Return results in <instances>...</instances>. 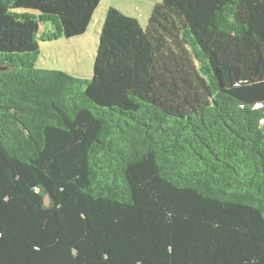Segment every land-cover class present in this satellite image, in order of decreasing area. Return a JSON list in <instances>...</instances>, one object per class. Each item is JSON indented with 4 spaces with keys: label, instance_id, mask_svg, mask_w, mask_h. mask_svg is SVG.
Returning a JSON list of instances; mask_svg holds the SVG:
<instances>
[{
    "label": "trees",
    "instance_id": "trees-1",
    "mask_svg": "<svg viewBox=\"0 0 264 264\" xmlns=\"http://www.w3.org/2000/svg\"><path fill=\"white\" fill-rule=\"evenodd\" d=\"M101 3L0 0V264H264V0L110 7L91 79L38 68Z\"/></svg>",
    "mask_w": 264,
    "mask_h": 264
},
{
    "label": "rangeland",
    "instance_id": "rangeland-1",
    "mask_svg": "<svg viewBox=\"0 0 264 264\" xmlns=\"http://www.w3.org/2000/svg\"><path fill=\"white\" fill-rule=\"evenodd\" d=\"M109 2L124 8V11H129L130 15L127 16L138 19L145 29L154 6L160 0H102L101 6L95 13L94 20L86 34L72 39L40 42L41 54L37 67L40 69L62 70L76 77L91 79L94 76L100 35L104 29L106 9ZM47 27L50 26L47 25Z\"/></svg>",
    "mask_w": 264,
    "mask_h": 264
},
{
    "label": "crops",
    "instance_id": "crops-1",
    "mask_svg": "<svg viewBox=\"0 0 264 264\" xmlns=\"http://www.w3.org/2000/svg\"><path fill=\"white\" fill-rule=\"evenodd\" d=\"M107 7H108V8L113 7V8H115V9H117L118 11H120L121 13L125 14V15H130V14H129V13H130L129 11H124V10H123L124 8L119 7V6H117L116 4H114V3H110V2H109V4H108ZM108 8H107L106 10H108Z\"/></svg>",
    "mask_w": 264,
    "mask_h": 264
}]
</instances>
